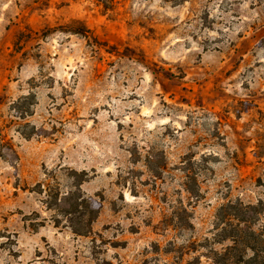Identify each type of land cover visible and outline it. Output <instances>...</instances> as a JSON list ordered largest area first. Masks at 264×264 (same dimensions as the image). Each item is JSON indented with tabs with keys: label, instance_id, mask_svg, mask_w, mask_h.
Returning a JSON list of instances; mask_svg holds the SVG:
<instances>
[{
	"label": "rangeland",
	"instance_id": "obj_1",
	"mask_svg": "<svg viewBox=\"0 0 264 264\" xmlns=\"http://www.w3.org/2000/svg\"><path fill=\"white\" fill-rule=\"evenodd\" d=\"M0 264H264V0H0Z\"/></svg>",
	"mask_w": 264,
	"mask_h": 264
},
{
	"label": "trees",
	"instance_id": "obj_2",
	"mask_svg": "<svg viewBox=\"0 0 264 264\" xmlns=\"http://www.w3.org/2000/svg\"><path fill=\"white\" fill-rule=\"evenodd\" d=\"M90 204L94 206V204L96 205V202H94L91 199H85L84 197H79V202L74 201L73 203H70V205L65 204L64 211H63L64 213H66V214L67 213L68 214L78 213V215L81 216V219H83V221H86V223L83 224V229H77V228L75 229L74 228V233H77L79 235L87 234L88 226L94 220V218L96 217V214L99 211V207L90 208V206H89ZM235 216H236V218H234V219L236 221H241V220L244 221V219L239 218V215H235ZM84 228H86V229H84ZM248 248L255 249L254 246L248 247Z\"/></svg>",
	"mask_w": 264,
	"mask_h": 264
}]
</instances>
